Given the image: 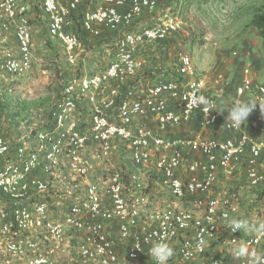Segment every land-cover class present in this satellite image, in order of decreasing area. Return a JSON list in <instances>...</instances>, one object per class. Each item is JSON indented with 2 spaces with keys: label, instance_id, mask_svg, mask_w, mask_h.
I'll return each instance as SVG.
<instances>
[{
  "label": "built area",
  "instance_id": "2783aa9c",
  "mask_svg": "<svg viewBox=\"0 0 264 264\" xmlns=\"http://www.w3.org/2000/svg\"><path fill=\"white\" fill-rule=\"evenodd\" d=\"M27 2L0 0L10 82L32 65ZM39 2L70 66L88 52L77 25L105 31L111 52L103 70L63 85L47 128L14 143L0 136V254L16 264H156L157 242L174 249L168 264H249L233 255L245 244L264 254V232L232 230L264 223V82L246 69L226 103L190 54L176 51L174 69L154 62L181 31L183 0ZM238 103L256 106L234 128L226 117Z\"/></svg>",
  "mask_w": 264,
  "mask_h": 264
},
{
  "label": "rangeland",
  "instance_id": "374dc122",
  "mask_svg": "<svg viewBox=\"0 0 264 264\" xmlns=\"http://www.w3.org/2000/svg\"><path fill=\"white\" fill-rule=\"evenodd\" d=\"M177 0H158L160 8L173 7ZM264 0H183L182 27L173 40L155 48V63L174 69L175 52L188 53L196 69L208 80L212 91L222 92L226 103L232 100L235 86L245 70L264 82V46L258 30L251 25L254 10ZM32 31V65L17 81L10 82L0 71V136L14 143L29 130L47 128L50 114L63 85L74 78L106 67L111 48L103 31L92 37L79 30L81 44L88 50L85 63L70 66L61 47L47 32L48 19L39 0H28ZM83 8V7H82ZM80 8L75 16H79ZM11 24V46L17 48ZM252 127L255 121L250 123ZM72 250L71 252H73ZM0 264H16L0 254Z\"/></svg>",
  "mask_w": 264,
  "mask_h": 264
},
{
  "label": "clouds",
  "instance_id": "9594fccd",
  "mask_svg": "<svg viewBox=\"0 0 264 264\" xmlns=\"http://www.w3.org/2000/svg\"><path fill=\"white\" fill-rule=\"evenodd\" d=\"M256 105L238 103L234 104L229 110L226 117V121L230 122L231 126L234 128H239L244 124ZM237 229L243 231H256L264 232V223H261L259 227L249 224L245 221H234L232 222V230ZM151 257L156 261V264H168V261L174 255V249L164 242L155 243L150 249ZM233 255L236 258H245L248 260L249 264H264V254L257 252H250L248 246L239 245L233 250Z\"/></svg>",
  "mask_w": 264,
  "mask_h": 264
},
{
  "label": "trees",
  "instance_id": "16d2710c",
  "mask_svg": "<svg viewBox=\"0 0 264 264\" xmlns=\"http://www.w3.org/2000/svg\"><path fill=\"white\" fill-rule=\"evenodd\" d=\"M251 25L258 30L264 46V2L254 10Z\"/></svg>",
  "mask_w": 264,
  "mask_h": 264
},
{
  "label": "crops",
  "instance_id": "0c3cea01",
  "mask_svg": "<svg viewBox=\"0 0 264 264\" xmlns=\"http://www.w3.org/2000/svg\"><path fill=\"white\" fill-rule=\"evenodd\" d=\"M195 1V0H194ZM161 9H164V8H161Z\"/></svg>",
  "mask_w": 264,
  "mask_h": 264
}]
</instances>
